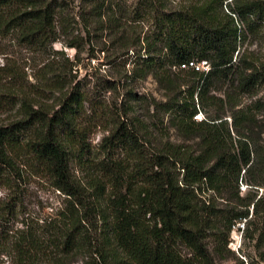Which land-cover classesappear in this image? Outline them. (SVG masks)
<instances>
[{
  "label": "trees",
  "instance_id": "trees-1",
  "mask_svg": "<svg viewBox=\"0 0 264 264\" xmlns=\"http://www.w3.org/2000/svg\"><path fill=\"white\" fill-rule=\"evenodd\" d=\"M75 1L88 39L113 37L110 64L126 58L129 81L152 77L164 99L129 92L136 105L147 102L149 117L131 118L129 105L122 116L89 113L81 84L67 77L69 61L49 57L35 92L62 97L47 112L24 96L16 66L0 68V111L21 116L0 125V192L22 179V165L65 196L56 220L16 231L18 204L0 196L1 254L17 264H63L81 253L91 264H264V96L256 98L264 59L242 48L264 38V0H138L130 9L118 0H0V35L36 54H64L54 46L78 24L68 14ZM144 20L152 30L129 44L123 31ZM202 62L208 72L189 66ZM108 117L107 135L93 144ZM163 129L181 142H164ZM234 231L242 232L237 251Z\"/></svg>",
  "mask_w": 264,
  "mask_h": 264
},
{
  "label": "rangeland",
  "instance_id": "rangeland-1",
  "mask_svg": "<svg viewBox=\"0 0 264 264\" xmlns=\"http://www.w3.org/2000/svg\"><path fill=\"white\" fill-rule=\"evenodd\" d=\"M118 1L129 6L130 9L138 0ZM179 1L174 0V5ZM69 12L70 20L77 21L78 24H74V28L70 31L62 33L60 42L54 46V51L63 52L64 54H53L51 49L46 54H36L27 50L17 40L10 37L5 38L0 35V68L3 66L7 67L8 65L16 66L19 76L18 82L27 89L25 91L27 94L24 96L35 103V109L40 108L47 112H53L57 109L62 94H55L48 91L35 92L37 87H42V83L39 80V72L49 60V57H51L50 59L54 58V61L59 64L67 63L66 61L68 60L67 77L69 79L74 78L76 83L81 84L82 91L87 94L89 99V104H87L89 113L91 111H100L103 115L114 109L115 116L117 114L122 116L124 108L129 105L133 109L130 111L131 118L139 115L149 117L147 102L141 105L137 104V106L129 98V92L133 91L138 95L146 96L150 101L152 99L162 101L165 92L152 77L134 82L129 81V75L131 74L133 66L129 61L125 62L126 58L118 59L110 64L111 61L115 60L117 55L111 43L113 37H110L107 31H99L96 32L95 37L92 36V39H88L87 34L83 32V19L80 16L78 17L80 15L79 13H81L80 2L75 1ZM152 28L153 25L150 21L132 22L129 23V28L124 30L123 33L126 39L129 38V44H131L133 43L132 41H136L139 37L145 38ZM75 38H78L82 45L79 48L69 47L68 44L73 43ZM242 48L243 51L248 50L264 59V38L258 41L249 39ZM70 68H73L72 72H70ZM54 73L56 74L58 72ZM126 75L128 78H126ZM12 82L13 80L7 78L3 84L11 86ZM15 91L17 90L15 89ZM263 96L264 88L256 98ZM243 100L245 104L252 101L248 97L243 98ZM114 105L116 107H113ZM20 117V112L17 110L8 112L0 111V125L8 124L10 121ZM111 117L106 119L102 118L97 122L99 126L94 128L91 138L93 144H98L107 135L106 130L112 125ZM163 131V135L165 136H163L162 140L164 142H181L176 130L170 129L169 131H165L163 129ZM262 144L264 145V135ZM20 167L22 169V179L12 182L10 190L2 188L0 192L1 197L5 198L10 195L13 203L18 204V216L11 225L15 231L21 228L42 225L46 221L56 220L58 211L63 206L65 200V196L56 191L47 178L37 172V168L24 167L22 165ZM240 189L242 194H245L248 190L247 185L243 183ZM260 194H264V189L260 191ZM94 221L96 222V219ZM88 229L94 242L97 237L95 229L91 226ZM240 240L241 232L234 231L231 238V248L233 250H238ZM60 259H63V264L96 263L87 253L73 254L65 258L61 257ZM0 264H17V258L15 255L1 254L0 252Z\"/></svg>",
  "mask_w": 264,
  "mask_h": 264
},
{
  "label": "built area",
  "instance_id": "built-area-1",
  "mask_svg": "<svg viewBox=\"0 0 264 264\" xmlns=\"http://www.w3.org/2000/svg\"><path fill=\"white\" fill-rule=\"evenodd\" d=\"M189 66L195 68L196 70H202V71H205V72H208L210 70V66H209V64L207 62H202L201 64L190 63ZM181 68L184 69V68H186V66L183 65ZM195 120L196 121H203L204 120V115L201 112L198 113L195 116ZM239 227L243 228V225L240 224ZM241 238H242V232H241ZM240 245H241V240H240V243H238V248L240 247Z\"/></svg>",
  "mask_w": 264,
  "mask_h": 264
}]
</instances>
